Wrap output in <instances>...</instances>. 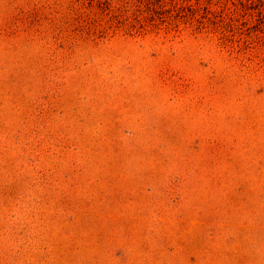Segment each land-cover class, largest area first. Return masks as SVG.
<instances>
[{"label":"rangeland","instance_id":"rangeland-1","mask_svg":"<svg viewBox=\"0 0 264 264\" xmlns=\"http://www.w3.org/2000/svg\"><path fill=\"white\" fill-rule=\"evenodd\" d=\"M110 2L0 0V264H264V0Z\"/></svg>","mask_w":264,"mask_h":264},{"label":"trees","instance_id":"trees-1","mask_svg":"<svg viewBox=\"0 0 264 264\" xmlns=\"http://www.w3.org/2000/svg\"><path fill=\"white\" fill-rule=\"evenodd\" d=\"M122 3L121 5H113V2H110L111 4H108L107 8L113 9L112 19L115 21L114 26H106L107 28L112 27V34L117 30H125V31H131L133 32H140V31H147V30H153L156 28H167V29H173L175 31L179 30L180 24H188V26H193L194 24H199V28H205V23H211L210 17L204 18L203 20L199 21L195 16L194 13H190L189 16H186V13H179L181 12V6L174 5L172 11H175L173 15L169 14L166 15L168 10L164 8L165 3L164 0H120ZM177 6V7H176ZM147 13V16L141 17L140 12L143 11ZM111 10V9H109ZM131 10V11H130ZM130 11V12H129ZM134 11H136V14H134ZM129 12V17H131L133 20H127L125 18H121L116 15H120L121 13ZM207 12V10H206ZM134 15V17H133ZM98 18V17H96ZM130 18V19H131ZM110 19V18H109ZM100 21V20H99ZM99 21L95 18L89 20V27L95 29L99 25ZM106 22V21H105ZM108 22V21H107ZM187 26V25H185ZM103 27H105V23L103 24Z\"/></svg>","mask_w":264,"mask_h":264}]
</instances>
